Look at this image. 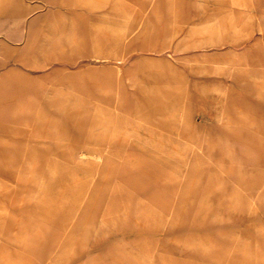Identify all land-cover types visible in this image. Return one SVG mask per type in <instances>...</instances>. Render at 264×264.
I'll return each mask as SVG.
<instances>
[{
    "label": "rangeland",
    "instance_id": "1",
    "mask_svg": "<svg viewBox=\"0 0 264 264\" xmlns=\"http://www.w3.org/2000/svg\"><path fill=\"white\" fill-rule=\"evenodd\" d=\"M0 264H264V0H0Z\"/></svg>",
    "mask_w": 264,
    "mask_h": 264
},
{
    "label": "crops",
    "instance_id": "2",
    "mask_svg": "<svg viewBox=\"0 0 264 264\" xmlns=\"http://www.w3.org/2000/svg\"><path fill=\"white\" fill-rule=\"evenodd\" d=\"M48 1H53V0H48ZM24 9H25V7H24Z\"/></svg>",
    "mask_w": 264,
    "mask_h": 264
}]
</instances>
